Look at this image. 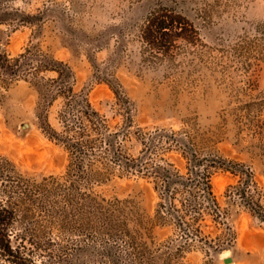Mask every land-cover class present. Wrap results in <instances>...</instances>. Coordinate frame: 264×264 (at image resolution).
<instances>
[{"label":"rangeland","instance_id":"obj_1","mask_svg":"<svg viewBox=\"0 0 264 264\" xmlns=\"http://www.w3.org/2000/svg\"><path fill=\"white\" fill-rule=\"evenodd\" d=\"M156 1L0 0V19H4L0 23V52L15 57L33 47L68 63L75 72V91L86 94L112 128L121 127L127 113L134 130H179L193 125L204 154L251 166L264 192V0H208L212 18L206 24L194 8L204 0H191L185 9L201 28L207 45L204 60L192 71L187 66L175 73L165 66L143 67L137 56L138 44L129 38L117 40L119 31L126 25L134 27ZM27 15L34 16L33 23L22 21ZM110 83L129 99L128 111L120 105ZM59 107L60 100L48 107L54 127H58ZM41 111L39 93L27 78L18 77L0 87V163L8 174L36 183L63 176L69 163L64 147L40 128ZM127 148L137 155L141 145L134 138ZM164 157L182 173L187 172V160L181 153L172 150ZM238 180L222 169L212 175L214 191L228 217L226 223H219L207 216L202 228L206 240L220 245L219 249L210 254L196 243L176 256V263L227 264L223 253L229 250L235 264H264V223L231 204L226 196L227 188ZM2 183L0 178V201L7 205L17 201L3 192ZM6 183L10 189L9 179ZM87 192L134 201L150 258L169 245L177 251L175 247L181 244L178 231L172 225L156 223L160 199L151 178L116 172ZM20 197L19 219L9 234L21 258L13 260L0 250V264H114L117 259V264H129L120 260L127 249L125 242H120L110 257L103 252V238L91 233L89 221L80 224L70 207L66 208L68 220L55 216L66 207L62 193L29 187ZM129 227L135 228V224ZM230 233L232 242L227 241ZM153 261L159 263L154 257Z\"/></svg>","mask_w":264,"mask_h":264},{"label":"trees","instance_id":"obj_2","mask_svg":"<svg viewBox=\"0 0 264 264\" xmlns=\"http://www.w3.org/2000/svg\"><path fill=\"white\" fill-rule=\"evenodd\" d=\"M190 1L157 0L134 27L126 25L121 29L117 40L123 42L129 38L138 44L137 56L143 67L165 66L173 73L186 70L187 66L189 70L196 69L204 60L207 45L203 42L201 28L186 12L185 6ZM194 8L203 24L211 21L212 5L208 0ZM33 17L27 15L22 21L33 23ZM2 22L4 19H0ZM45 73L53 75L46 76ZM18 77L27 78L36 87L42 101V111L38 112L40 128L47 137L64 147L69 163L63 176H50L40 183L8 174L7 168L0 163L3 192H9L8 197L17 200L11 201L10 205L0 201V250L3 256L13 260L21 258L12 245L9 232L21 212L20 193L29 187L32 191L62 193L66 207L55 212V216L59 220H68L66 208L70 207L80 224L89 221L91 233L103 238V252L110 257L115 247L125 242L127 249L120 260L124 258L129 264H156L153 257L159 261L157 264H178L174 258L196 243L207 248L210 254L219 249L220 245L206 240L202 228L207 216L219 223H226L228 217L212 185L216 169L239 177L236 184L227 188L229 202L241 206L254 219L264 223V192L255 180L252 167L204 154L193 125L179 130H134L127 113L124 124L112 128L88 96L75 91L76 76L72 67L33 47L15 57L0 52V87L9 85ZM110 85L120 105L128 111L129 99L120 88ZM57 100H60L56 115L58 127H54L48 107ZM134 138L141 145L137 155L127 148L128 142ZM172 150L187 160V172L182 173L164 157ZM116 172L121 175L135 173L152 179L160 199L155 220L163 226L172 225L178 231L181 244L175 247L176 252L169 245L163 253L150 258V247L144 240L145 228L134 201L106 199L87 192L94 185L110 180ZM7 178L10 189H6ZM131 223L135 228L129 227ZM227 241H233L232 233ZM113 262L117 264L119 259Z\"/></svg>","mask_w":264,"mask_h":264},{"label":"bare ground","instance_id":"obj_3","mask_svg":"<svg viewBox=\"0 0 264 264\" xmlns=\"http://www.w3.org/2000/svg\"><path fill=\"white\" fill-rule=\"evenodd\" d=\"M223 256L225 257V259L229 258L230 257V251L229 250L224 251ZM227 264H235V263L233 262V260H230V261L227 262Z\"/></svg>","mask_w":264,"mask_h":264},{"label":"water","instance_id":"obj_4","mask_svg":"<svg viewBox=\"0 0 264 264\" xmlns=\"http://www.w3.org/2000/svg\"><path fill=\"white\" fill-rule=\"evenodd\" d=\"M230 260H232V258H231V257H229V258H226V259H225V262H228V261H230Z\"/></svg>","mask_w":264,"mask_h":264}]
</instances>
